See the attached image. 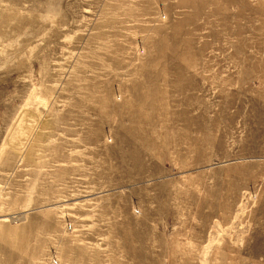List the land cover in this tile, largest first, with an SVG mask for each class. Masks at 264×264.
<instances>
[{
	"label": "rangeland",
	"instance_id": "1",
	"mask_svg": "<svg viewBox=\"0 0 264 264\" xmlns=\"http://www.w3.org/2000/svg\"><path fill=\"white\" fill-rule=\"evenodd\" d=\"M0 264H264V0H0Z\"/></svg>",
	"mask_w": 264,
	"mask_h": 264
}]
</instances>
